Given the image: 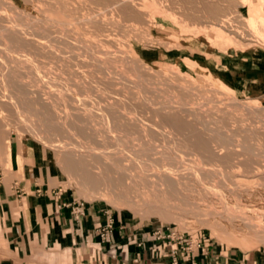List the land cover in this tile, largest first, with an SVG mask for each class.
<instances>
[{"label": "rangeland", "instance_id": "374dc122", "mask_svg": "<svg viewBox=\"0 0 264 264\" xmlns=\"http://www.w3.org/2000/svg\"><path fill=\"white\" fill-rule=\"evenodd\" d=\"M115 1L0 0V264H69L65 251L20 241L25 191L73 200L69 211L81 203L77 218L103 217L98 236L109 216L107 241L115 226L134 242L164 244L171 263L184 253L264 264L256 12L247 5L240 14L237 0H129L126 16ZM256 2L264 15V0ZM207 9L228 16L238 35L210 27ZM179 105L192 115L177 130L162 112ZM198 122L218 140L210 144L218 159L205 152L211 138ZM54 148L91 153L112 173L102 184L68 164L78 155ZM170 173L175 179H161Z\"/></svg>", "mask_w": 264, "mask_h": 264}, {"label": "crops", "instance_id": "0c3cea01", "mask_svg": "<svg viewBox=\"0 0 264 264\" xmlns=\"http://www.w3.org/2000/svg\"><path fill=\"white\" fill-rule=\"evenodd\" d=\"M54 195L25 191L23 205L27 219L18 225L16 232L22 243L26 236V248L65 251L69 264H218L217 260L207 262L199 254L185 256L184 253L177 254L176 263H171L176 258L170 256L164 244L134 242L115 226L110 239L102 242L93 226L102 216L91 217L86 210L73 218L69 211L73 200ZM31 239L35 240V246L31 245Z\"/></svg>", "mask_w": 264, "mask_h": 264}, {"label": "bare ground", "instance_id": "6f19581e", "mask_svg": "<svg viewBox=\"0 0 264 264\" xmlns=\"http://www.w3.org/2000/svg\"><path fill=\"white\" fill-rule=\"evenodd\" d=\"M238 1V6H237V9H238V12L240 13V8H244V7H246L247 5L251 8V9H253L255 12H256V15H257V18L258 19H253L252 21H250V23H249V25H250V31L252 32V33H256V35H258V38L259 39H261L262 40V46H264V15L263 14H261V12L258 10L257 11V9H256V0H237ZM116 2V1H115ZM236 3V2H235ZM116 5H117V9L119 8V10H121L122 11V13L123 14H125L126 16H133V14H134V12H133V10H135V9H133L134 7H133V5L130 3V1L129 0H118V2H116ZM214 6V5H213ZM225 6V5H224ZM258 7V6H257ZM113 8V7H112ZM259 8V7H258ZM215 9V8H214ZM214 9H207V16H206V18L207 19H210L211 21H210V27L211 26H214V27H219V28H221V29H225L226 31H228L229 32V34H232V35H235V36H237L238 35V32L235 30V29H233V26H232V22L230 23V20H229V17L228 16H223V18L221 17V19H215V17L217 16V12L214 10ZM220 9V8H219ZM205 11H206V9H205ZM216 12V13H215ZM135 13H138L137 11H135ZM231 13V12H230ZM232 14V13H231ZM241 14V13H240ZM230 17H232V16H230ZM205 18V17H204ZM205 18V19H206ZM234 18V17H233ZM232 18V19H233ZM207 23V22H206ZM7 24V23H6ZM0 27H2V28H0L4 33H7V29H6V27H4V26H1L0 25ZM19 30V29H18ZM1 31V32H2ZM247 31V30H246ZM241 32H243V30L241 31ZM240 33V32H239ZM6 36H7V34H6ZM244 36H247V34L245 35L244 34ZM11 40V39H10ZM17 42V41H16ZM9 43V42H8ZM77 43V42H76ZM21 46V45H20ZM66 46V45H65ZM4 50V49H3ZM7 63V62H6ZM14 66V65H13ZM130 66V65H129ZM132 66V65H131ZM12 78V77H11ZM14 79V78H13ZM16 81V80H15ZM5 83V82H4ZM14 85V84H13ZM17 92H18V90H17ZM6 94V93H5ZM8 94V93H7ZM10 94V93H9ZM7 96V95H6ZM2 97V96H1ZM28 97V96H27ZM6 98V97H5ZM11 101H12V99H11ZM10 101V102H11ZM9 102V101H8ZM236 102V101H235ZM4 105V104H3ZM5 106V105H4ZM171 107V106H170ZM168 108V109H170V110H172L171 108ZM173 107H174V105H173ZM175 107H177V106H175ZM167 109V110H168ZM1 110V109H0ZM164 110H166L165 108H164ZM77 111V110H76ZM163 111V110H162ZM160 114V113H159ZM164 115V118H167V120H169V122H171L172 121V123L171 124H173V125H175L176 126V128H177V130L178 129H181V128H186L185 126H186V124L181 120L183 117H186V116H190V115H192V112L191 111H188V110H185V109H183L182 107H180V105L178 106V108H175V109H173V111L172 112H167L166 113V111H164V113L162 112V116ZM123 117V116H122ZM179 117H181V119L179 118ZM124 118V117H123ZM171 120V121H170ZM81 122V121H80ZM211 123V122H210ZM193 124V123H192ZM75 125V124H74ZM79 125V124H78ZM194 126L196 127V128H200V130L202 129L203 131H205V133L206 134H208L209 132H212V130L210 131L209 130V127L204 123V122H198V123H196V124H194ZM78 127V126H77ZM147 133V132H146ZM217 133V132H216ZM216 133H215V135H216ZM208 136H210L209 138H211V140H209L208 139V141L205 143V144H207V146L205 145V147L207 148H205L206 149V153H208L209 155H210V157L211 158H213V159H218L219 157H221L223 154L220 152V151H217V150H212V149H210L211 148V146H210V144H211V142H214V141H217L218 142V140H216V138L214 139V134H211V133H209L208 134ZM217 136V135H216ZM218 137V136H217ZM36 139V138H35ZM200 139V138H199ZM219 139H221V138H219ZM199 141V140H198ZM202 141V140H201ZM220 142H222L221 140H219ZM203 142V141H202ZM114 143V142H113ZM199 143V142H198ZM51 144V143H50ZM203 144H204V142H203ZM56 145V144H55ZM64 145V144H63ZM77 145V144H76ZM75 145V146H76ZM222 145H224V144H222ZM221 145V146H222ZM226 145V144H225ZM210 146V147H209ZM57 147H59V146H57ZM70 148V147H69ZM72 149H73V147H71ZM77 148V147H76ZM55 149V152H57V153H62V156L63 157H66V158H68L67 157V155H70L69 154V152L71 153V154H76V157H77V155H78V157L79 158H81L82 160H84L83 162H85V163H83L82 162V160L81 159H77V160H74V161H69L68 160V164L69 165H71V167H74L75 165H79L81 168H83L84 169V171L86 170V172H88V171H90V173H92V175H95L96 176V178L100 181V182H102V184H104L105 183V180H106V176L107 177H109V175L112 173V167H110V166H107V167H103V168H101V167H98V165H96V161L94 160V159H92V157L91 158H89V155L91 154L90 152H87V153H90L89 155H85L82 151H80V152H82L83 154L82 155H80V154H77V153H75L76 152V150H75V152L74 151H71V150H68V149H65V148H54ZM53 149V150H54ZM74 150V149H73ZM144 150V149H143ZM220 150H222V149H220ZM74 152V153H73ZM79 152V153H80ZM112 152V151H111ZM110 152H108V154H109ZM113 153V152H112ZM92 154H93V152H92ZM105 154H107V153H105ZM116 153H113V154H109V155H115ZM98 156V155H97ZM202 156V155H201ZM204 156V155H203ZM77 157V158H78ZM94 157H96V156H94ZM104 157H106L107 158V155H105ZM110 157V156H109ZM84 158V159H83ZM105 158V159H106ZM111 158V157H110ZM110 158H107V159H110ZM135 158V157H134ZM209 158V157H208ZM207 158V160H209ZM210 158V159H211ZM65 159V158H64ZM113 159V158H112ZM213 159H212V161H213ZM118 160V159H117ZM117 160L115 161V162H117ZM120 160V159H119ZM109 161V160H108ZM211 161V160H210ZM238 161V160H237ZM88 162V163H87ZM97 162H98V160H97ZM111 162H113L112 160H111ZM121 162V161H120ZM109 163H110V161H109ZM107 164V163H106ZM114 166H116V167H118L119 165H116V164H113ZM102 166V165H101ZM133 166V165H132ZM141 166V165H140ZM127 167V166H126ZM88 169V170H87ZM156 170V169H155ZM130 171V170H129ZM114 172H115V170H114ZM164 172H166V171H164ZM163 172V173H164ZM115 173H117V172H115ZM121 173V172H120ZM126 174V173H125ZM173 174V173H172ZM91 174H90V177L92 176ZM129 175V174H128ZM93 177V176H92ZM116 177V176H115ZM114 177V178H115ZM113 178V177H112ZM94 179H95V177H94ZM162 180H170V179H175V176H173V175H171V173L170 174H167L166 176H163V178H161ZM113 180V179H112ZM98 181V182H99ZM172 181H174V180H172ZM123 182H124V180H123ZM126 182V181H125ZM177 182V181H176ZM176 182H175V184H176ZM107 183V182H106ZM119 183V182H118ZM136 183V182H135ZM172 183V182H171ZM170 183V184H171ZM112 186V185H111ZM171 187V186H170ZM161 189H162V187H161ZM160 190V189H159ZM170 191V190H169Z\"/></svg>", "mask_w": 264, "mask_h": 264}, {"label": "built area", "instance_id": "2783aa9c", "mask_svg": "<svg viewBox=\"0 0 264 264\" xmlns=\"http://www.w3.org/2000/svg\"><path fill=\"white\" fill-rule=\"evenodd\" d=\"M80 206H81V203H79V205L71 207L70 213L72 214L74 218H77V216L82 213L80 211ZM111 224H112V220L109 218V216H107L104 223L98 224L96 226V229L101 238V241H107L108 236L111 232Z\"/></svg>", "mask_w": 264, "mask_h": 264}]
</instances>
